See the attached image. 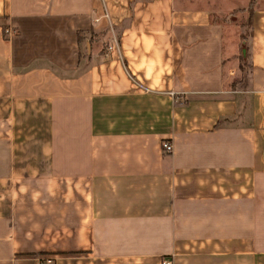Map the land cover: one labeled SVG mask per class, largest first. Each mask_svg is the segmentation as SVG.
<instances>
[{
	"label": "crops",
	"instance_id": "0c3cea01",
	"mask_svg": "<svg viewBox=\"0 0 264 264\" xmlns=\"http://www.w3.org/2000/svg\"><path fill=\"white\" fill-rule=\"evenodd\" d=\"M46 256L264 264V0H0V264Z\"/></svg>",
	"mask_w": 264,
	"mask_h": 264
},
{
	"label": "rangeland",
	"instance_id": "374dc122",
	"mask_svg": "<svg viewBox=\"0 0 264 264\" xmlns=\"http://www.w3.org/2000/svg\"><path fill=\"white\" fill-rule=\"evenodd\" d=\"M234 12L235 11H233L232 15H229V18H232L233 20H235V23H237V25L239 26V34L246 36L248 34V27H249L248 15H246L245 13V14H242V15L240 14L236 16V13ZM229 38L230 37L227 31L225 34V39L229 40ZM239 57H240V63H241V71L243 75H245L247 68H248L247 58L244 53H240Z\"/></svg>",
	"mask_w": 264,
	"mask_h": 264
},
{
	"label": "built area",
	"instance_id": "2783aa9c",
	"mask_svg": "<svg viewBox=\"0 0 264 264\" xmlns=\"http://www.w3.org/2000/svg\"><path fill=\"white\" fill-rule=\"evenodd\" d=\"M7 32H11L12 30L10 28H6L5 29ZM115 47V43H110V44H107L105 46V49H104V52L102 53L103 56H107L110 52H111V49ZM161 148L165 151V152H170L171 149H172V144L169 140L167 139H164L161 141ZM52 262V257L51 256H46V257H42L41 261H40V264H48ZM161 264H171L170 260L169 259H163L161 261Z\"/></svg>",
	"mask_w": 264,
	"mask_h": 264
},
{
	"label": "trees",
	"instance_id": "16d2710c",
	"mask_svg": "<svg viewBox=\"0 0 264 264\" xmlns=\"http://www.w3.org/2000/svg\"><path fill=\"white\" fill-rule=\"evenodd\" d=\"M249 10H250V8H248V12H249ZM248 21H249V19H248ZM240 68H241V64H240Z\"/></svg>",
	"mask_w": 264,
	"mask_h": 264
}]
</instances>
